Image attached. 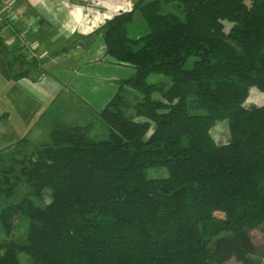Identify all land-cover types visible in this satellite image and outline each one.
<instances>
[{
    "label": "trees",
    "instance_id": "obj_1",
    "mask_svg": "<svg viewBox=\"0 0 264 264\" xmlns=\"http://www.w3.org/2000/svg\"><path fill=\"white\" fill-rule=\"evenodd\" d=\"M100 33L99 61L131 71L97 112L107 135L61 126L0 152V200L29 189L1 211L0 264H264V104L246 105L264 0H134Z\"/></svg>",
    "mask_w": 264,
    "mask_h": 264
},
{
    "label": "rangeland",
    "instance_id": "obj_2",
    "mask_svg": "<svg viewBox=\"0 0 264 264\" xmlns=\"http://www.w3.org/2000/svg\"><path fill=\"white\" fill-rule=\"evenodd\" d=\"M4 25H0L2 33L0 38L5 40L9 28ZM82 54L80 53V57L76 55L69 57L70 61H76V66L71 72L64 63L63 67L59 66L58 70L55 69L57 73L52 69L48 72L44 71L43 66L34 67L33 70L27 68L26 72H23L26 76L15 79V76L23 74V70H20L19 62L9 47L0 46V152H11L5 156V165L14 156L12 151L17 149L20 142L27 141L29 145L27 149L34 151L48 143L53 130L61 126L89 125L93 127L94 137L101 138L107 135L104 124L97 117V112L104 109L117 92V80L114 78L118 80L126 78L131 71L123 67L115 69L111 65H104L98 57L93 58L95 63L85 62V58L82 61ZM34 58L31 56L30 60H26L35 64ZM46 59L58 63L69 61L67 56ZM44 67L47 68V65ZM143 99L142 94L129 88L131 105H136ZM263 104L264 92L258 88H252L246 105L250 107ZM212 134L218 143H225L228 140L225 123L217 125ZM151 175L163 177L166 172L152 171ZM1 181L0 177V184ZM17 188V194L13 198L0 200V216L4 207L16 203L29 191L24 184ZM45 196L48 201L49 195ZM216 215L223 217L220 213ZM22 233L20 230L12 239L20 240ZM253 238L257 247H264L263 234L255 231ZM6 239L0 220V241ZM20 258L21 264H30L27 255L22 254Z\"/></svg>",
    "mask_w": 264,
    "mask_h": 264
},
{
    "label": "crops",
    "instance_id": "obj_3",
    "mask_svg": "<svg viewBox=\"0 0 264 264\" xmlns=\"http://www.w3.org/2000/svg\"><path fill=\"white\" fill-rule=\"evenodd\" d=\"M9 4L16 8L18 16L0 20V25L9 26L0 46L9 47L22 73L42 66L44 71L52 69L57 73L55 69L64 63L69 72L73 71L76 61L69 60L71 55L80 57L83 53L81 60L85 58L89 63H95L93 58L100 59L104 53L100 29L120 13L131 11L134 0H9ZM31 56L35 64L27 61ZM57 56H67L69 61L46 59Z\"/></svg>",
    "mask_w": 264,
    "mask_h": 264
},
{
    "label": "built area",
    "instance_id": "obj_4",
    "mask_svg": "<svg viewBox=\"0 0 264 264\" xmlns=\"http://www.w3.org/2000/svg\"><path fill=\"white\" fill-rule=\"evenodd\" d=\"M17 16L18 11L14 6L9 4V0H0V20L10 21L16 19ZM7 27L9 28V26ZM0 36H2L1 32Z\"/></svg>",
    "mask_w": 264,
    "mask_h": 264
}]
</instances>
